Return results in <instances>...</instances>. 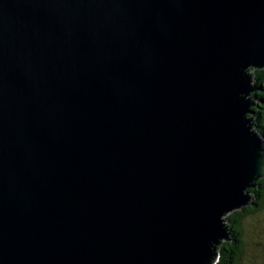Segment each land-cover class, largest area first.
Masks as SVG:
<instances>
[{"label": "water", "instance_id": "1", "mask_svg": "<svg viewBox=\"0 0 264 264\" xmlns=\"http://www.w3.org/2000/svg\"><path fill=\"white\" fill-rule=\"evenodd\" d=\"M251 69L264 0H0V264H215Z\"/></svg>", "mask_w": 264, "mask_h": 264}, {"label": "trees", "instance_id": "2", "mask_svg": "<svg viewBox=\"0 0 264 264\" xmlns=\"http://www.w3.org/2000/svg\"><path fill=\"white\" fill-rule=\"evenodd\" d=\"M248 73L254 89L250 94L255 101V106L250 108L254 128L264 140V69H251ZM254 185L249 189L250 205L226 217L231 241L220 246L215 264H264V238L252 239L250 235L262 232L259 225L264 219V178L256 181Z\"/></svg>", "mask_w": 264, "mask_h": 264}, {"label": "rangeland", "instance_id": "3", "mask_svg": "<svg viewBox=\"0 0 264 264\" xmlns=\"http://www.w3.org/2000/svg\"><path fill=\"white\" fill-rule=\"evenodd\" d=\"M259 228L261 229L260 231H262V232H259V234H254V235L250 234L252 239H255L256 237H260L259 240H262L264 238V219H262V222L259 225ZM259 240H257V241H259ZM250 248H248V250H250Z\"/></svg>", "mask_w": 264, "mask_h": 264}]
</instances>
